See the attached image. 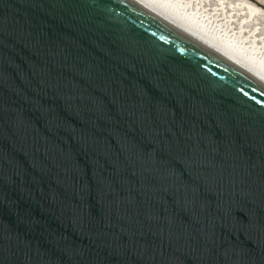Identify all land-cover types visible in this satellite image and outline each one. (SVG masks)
Listing matches in <instances>:
<instances>
[{
    "label": "water",
    "instance_id": "1",
    "mask_svg": "<svg viewBox=\"0 0 264 264\" xmlns=\"http://www.w3.org/2000/svg\"><path fill=\"white\" fill-rule=\"evenodd\" d=\"M0 264H264V83L137 0H0Z\"/></svg>",
    "mask_w": 264,
    "mask_h": 264
},
{
    "label": "bare ground",
    "instance_id": "2",
    "mask_svg": "<svg viewBox=\"0 0 264 264\" xmlns=\"http://www.w3.org/2000/svg\"><path fill=\"white\" fill-rule=\"evenodd\" d=\"M137 1L203 42L245 72L264 83V63L255 58V56L247 54L243 48L237 47L230 37H226L222 31V28H227V26L236 27L238 23L247 24L246 22H249L253 18H262L264 16V10L251 1ZM221 2L225 5L222 6Z\"/></svg>",
    "mask_w": 264,
    "mask_h": 264
},
{
    "label": "rangeland",
    "instance_id": "3",
    "mask_svg": "<svg viewBox=\"0 0 264 264\" xmlns=\"http://www.w3.org/2000/svg\"><path fill=\"white\" fill-rule=\"evenodd\" d=\"M258 1L264 6V0ZM224 5L222 3V6ZM246 23L248 25L238 23L236 27L225 25L227 28H222L223 34L226 37H230L237 47L243 48L247 54L255 56V58L264 63V16L262 18H253Z\"/></svg>",
    "mask_w": 264,
    "mask_h": 264
}]
</instances>
